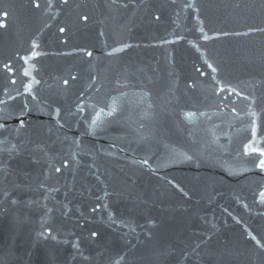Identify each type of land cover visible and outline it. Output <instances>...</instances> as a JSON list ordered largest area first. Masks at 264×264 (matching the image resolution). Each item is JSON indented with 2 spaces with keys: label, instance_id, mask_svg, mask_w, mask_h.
Masks as SVG:
<instances>
[{
  "label": "water",
  "instance_id": "1",
  "mask_svg": "<svg viewBox=\"0 0 264 264\" xmlns=\"http://www.w3.org/2000/svg\"><path fill=\"white\" fill-rule=\"evenodd\" d=\"M250 144L264 0H0V264H264Z\"/></svg>",
  "mask_w": 264,
  "mask_h": 264
},
{
  "label": "snow or ice",
  "instance_id": "2",
  "mask_svg": "<svg viewBox=\"0 0 264 264\" xmlns=\"http://www.w3.org/2000/svg\"><path fill=\"white\" fill-rule=\"evenodd\" d=\"M65 2H67V0H65ZM61 31L63 32V29H61ZM115 51L119 52L120 49H116ZM88 55H91V53H88ZM209 67H211V65H209ZM213 71H215L214 68H213ZM114 111H115V108H113L112 111L108 113V115H112V112H114ZM252 115L255 116V113H252ZM98 120H99V116L97 117V119H94V120L92 121L93 125H97V124H98ZM252 135H253V137L256 136L255 121H253ZM247 149H251L253 152L258 151V152H259V155H260L261 157H264V150H258V149H256L255 147H253L251 144L246 146V151H247ZM258 166H259L261 169H264V159H261V160L259 161V165H258ZM57 171H59V169H57ZM261 197H262V200H264V193H261ZM93 235H95V234H93ZM252 239H253V240H256V237L253 236ZM257 244H259V241H257Z\"/></svg>",
  "mask_w": 264,
  "mask_h": 264
}]
</instances>
